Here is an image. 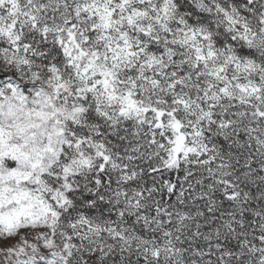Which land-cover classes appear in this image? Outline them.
<instances>
[{
  "label": "snow or ice",
  "instance_id": "snow-or-ice-1",
  "mask_svg": "<svg viewBox=\"0 0 264 264\" xmlns=\"http://www.w3.org/2000/svg\"><path fill=\"white\" fill-rule=\"evenodd\" d=\"M0 264H264V0H0Z\"/></svg>",
  "mask_w": 264,
  "mask_h": 264
}]
</instances>
